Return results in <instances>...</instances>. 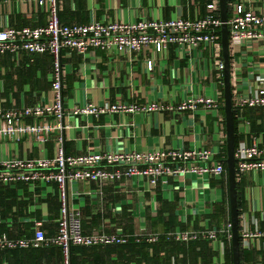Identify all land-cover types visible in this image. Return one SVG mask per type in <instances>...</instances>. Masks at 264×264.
<instances>
[{"label": "built area", "instance_id": "2783aa9c", "mask_svg": "<svg viewBox=\"0 0 264 264\" xmlns=\"http://www.w3.org/2000/svg\"><path fill=\"white\" fill-rule=\"evenodd\" d=\"M258 0H227L228 48L230 56V82L232 112L237 137L234 146L236 183L254 173L264 172V144L250 131L246 118L248 108L257 109L264 116V6H253ZM38 10L46 12L44 25L37 27H2L0 29V56L10 51L29 54H49L52 57L53 74L48 97H42L31 105L4 108L0 99V186L16 190L23 199L20 183L29 186L31 192L39 190L36 197L42 200L55 195L58 203L56 229L47 235L43 223L48 216L39 219L23 218L30 223L32 235L8 236L0 234V251L60 248L62 264L70 263V249L104 248L124 245L129 241H167L187 244L205 241L225 264L226 242L231 243L229 209L217 226L182 229L176 227L161 235L157 233L128 234L114 225L110 231L98 230L85 233L82 229L80 208L73 200L79 195L71 187L78 181L113 183L121 178L144 181L143 191L153 192L154 187L172 186L178 190L189 176L209 182L227 181L225 159L218 151L197 147L169 150H118L87 151L70 154L65 151L66 119L74 116L90 118L101 114L124 113H201L211 115L219 128L220 142H226L223 112V70L219 15V0H207L206 13L197 18L181 16L163 18H135L129 21L91 20L85 24H65L59 20V0H34ZM100 49L116 55H143L145 71L152 73L160 63H166L172 50L174 61H185L184 78L174 77V94L169 101L149 98L142 104L119 101L65 108L63 95V51L85 55ZM264 61V59H263ZM165 68V66H164ZM173 100V102H172ZM258 123H264L258 121ZM244 135V137H240ZM246 136L248 138H246ZM24 139V140H23ZM249 139V140H248ZM24 141L29 148H44L46 142L54 143L51 157L18 158L10 153L9 146ZM250 141V143H247ZM225 144V143H224ZM181 184V185H180ZM97 194L100 193L96 191ZM95 191L92 193L96 194ZM218 201V200H217ZM210 207V206H209ZM199 211V213H212ZM117 210H115L116 212ZM264 197L254 210L238 208L239 243L250 248L264 238Z\"/></svg>", "mask_w": 264, "mask_h": 264}, {"label": "crops", "instance_id": "0c3cea01", "mask_svg": "<svg viewBox=\"0 0 264 264\" xmlns=\"http://www.w3.org/2000/svg\"><path fill=\"white\" fill-rule=\"evenodd\" d=\"M207 0H59V20L65 24H85L91 20L129 21L142 17L169 19L175 16L197 18L207 11ZM264 6V0L253 2ZM46 12L37 9L34 0H0V29L37 27L44 25ZM63 51V95L65 108L83 106L86 103L110 104L119 101L142 104L149 98L169 101L174 94V77L184 78L185 61H174L172 50L166 63H160L155 71H145L144 56L116 55L94 49L85 55ZM260 58L259 62H264ZM165 66V68H164ZM53 74L52 57L49 54H29L7 51L0 56V99L4 108L31 105L49 96ZM173 102V100H172ZM250 131L264 144V116L257 109L246 110ZM65 151L70 154L87 151L118 150H169L197 147L218 151L225 159L226 142L218 138L219 128L211 115L196 113L169 114L124 113L101 114L84 118L66 119ZM244 137V135H240ZM246 138H248L246 136ZM24 140V139H23ZM9 146L10 153L18 158L51 157L54 143L46 142L44 148H29L24 141ZM249 140V139H248ZM225 143V144H224ZM247 143H250L248 141ZM134 180L121 178L113 183L78 181L71 187L79 195L73 200L80 208L82 229L85 233L98 230L110 231L111 226L128 234L157 233L174 230L217 226L229 209L228 181H210V188L202 179L189 176L178 190L172 186L157 185L153 192L143 191L144 181L134 186ZM23 199L14 189L0 186V234L30 237V223L23 218L39 219L47 215L43 223L46 234L53 235L59 203L54 195L42 200L36 197L39 190L31 192L29 186L20 183ZM93 191L100 193L94 194ZM240 210H254L264 197V172L251 174L238 183ZM218 200V201H217ZM212 213L202 214L199 211ZM115 210H117L115 212ZM264 226V223H262ZM145 242V241H143ZM168 242V243H165ZM141 243V242H139ZM138 243V244H139ZM146 257L137 260L129 250L110 245L104 248H76L70 252L71 264H220L217 256L205 241L187 244L174 241L148 242ZM250 248L240 244L242 264H264V238L253 241ZM225 260L231 243L226 242ZM11 251V250H10ZM16 255L0 252V264H62L60 248L27 249ZM225 264H227L225 262Z\"/></svg>", "mask_w": 264, "mask_h": 264}, {"label": "water", "instance_id": "95a60500", "mask_svg": "<svg viewBox=\"0 0 264 264\" xmlns=\"http://www.w3.org/2000/svg\"><path fill=\"white\" fill-rule=\"evenodd\" d=\"M219 15L222 21L220 28V42L222 47L223 70V112L226 133V157L225 164L227 169L228 181V201L231 223V253L232 264H240V243L238 235V204L237 187L235 177V158H234V124L232 112V94L230 82V56L228 48V29L227 20V0H219Z\"/></svg>", "mask_w": 264, "mask_h": 264}, {"label": "trees", "instance_id": "16d2710c", "mask_svg": "<svg viewBox=\"0 0 264 264\" xmlns=\"http://www.w3.org/2000/svg\"><path fill=\"white\" fill-rule=\"evenodd\" d=\"M233 124H234V131H235V118L233 116ZM236 144H237V137L236 135L234 134V145L236 147ZM224 152L226 154V148H224ZM236 187L238 188V182L236 183ZM239 191H237V204H238V208L240 207V195L238 193ZM165 241V238L164 237H160V239L158 240V243L160 242H164ZM165 243H168V242H165ZM149 247H153V244L151 245L150 243L148 242H141V243H135L133 241H129L127 244H124V245H121V246H113L111 247V250L113 248H116L117 249V253H119L120 250H129L130 252H132L133 254L132 255H137V260H140L143 258L146 257V250L149 248ZM76 248H79V249H82L80 247H76ZM73 248L71 247L70 249V252ZM100 249V248H99ZM6 251H9L7 252V254L11 253L12 255H16V254H19L21 253L22 251L21 250H6ZM1 252V251H0ZM3 252V251H2ZM243 259V252L240 251V264L243 263L242 261ZM70 263H71V257H70ZM226 263L227 264H232V253H231V248H229L228 250V253H227V256H226Z\"/></svg>", "mask_w": 264, "mask_h": 264}]
</instances>
